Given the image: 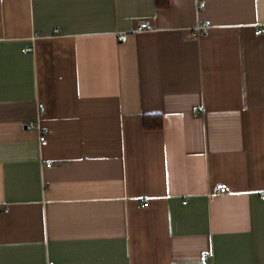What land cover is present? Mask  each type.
<instances>
[{"label":"crops","instance_id":"crops-1","mask_svg":"<svg viewBox=\"0 0 264 264\" xmlns=\"http://www.w3.org/2000/svg\"><path fill=\"white\" fill-rule=\"evenodd\" d=\"M263 195L264 0H0V264H264Z\"/></svg>","mask_w":264,"mask_h":264},{"label":"built area","instance_id":"built-area-1","mask_svg":"<svg viewBox=\"0 0 264 264\" xmlns=\"http://www.w3.org/2000/svg\"><path fill=\"white\" fill-rule=\"evenodd\" d=\"M206 7V3H201V6H200V10L201 8H205ZM211 25V22L210 21H206V22H202V23H199L197 24L193 29V35L194 36H197V37H200L204 34H207L209 32V27ZM150 27V23L148 21H145L144 23L140 24L139 28H138V31L142 32V31H145V29H148ZM261 30H258L257 31V34H260ZM128 38V35L127 34H123V35H120L119 36V40L121 42H124L126 41ZM29 52H31L33 49L32 47L31 48H28L27 49ZM26 127L28 129H36L38 130L39 132V135H40V143L42 146H45L47 145L48 143V138H47V135L45 134V131L44 129L36 122V121H33V122H28ZM52 164L49 163L48 166H51ZM218 187V190L223 193V192H226L227 191V187L222 183V184H219L217 185ZM263 199H264V195H263ZM143 203H144V206L145 207H148L150 205V203L148 202V200H142ZM204 260H207V256L206 254L203 255L202 257ZM49 264H54V262L52 263H49Z\"/></svg>","mask_w":264,"mask_h":264},{"label":"trees","instance_id":"trees-1","mask_svg":"<svg viewBox=\"0 0 264 264\" xmlns=\"http://www.w3.org/2000/svg\"><path fill=\"white\" fill-rule=\"evenodd\" d=\"M164 125V118L160 115H148L144 119V127L146 130H161Z\"/></svg>","mask_w":264,"mask_h":264}]
</instances>
